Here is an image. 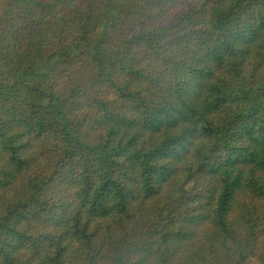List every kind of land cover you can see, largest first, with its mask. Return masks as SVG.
<instances>
[{"label":"trees","instance_id":"16d2710c","mask_svg":"<svg viewBox=\"0 0 264 264\" xmlns=\"http://www.w3.org/2000/svg\"><path fill=\"white\" fill-rule=\"evenodd\" d=\"M0 264H264V0H0Z\"/></svg>","mask_w":264,"mask_h":264}]
</instances>
